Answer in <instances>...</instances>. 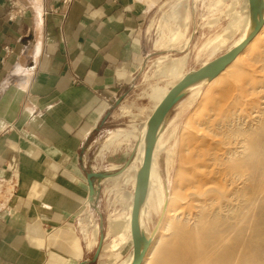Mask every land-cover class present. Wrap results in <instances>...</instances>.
<instances>
[{"label":"crops","instance_id":"obj_1","mask_svg":"<svg viewBox=\"0 0 264 264\" xmlns=\"http://www.w3.org/2000/svg\"><path fill=\"white\" fill-rule=\"evenodd\" d=\"M152 1L0 0V264L128 256L92 219L88 178L103 171L95 142L110 113L157 54Z\"/></svg>","mask_w":264,"mask_h":264},{"label":"bare ground","instance_id":"obj_2","mask_svg":"<svg viewBox=\"0 0 264 264\" xmlns=\"http://www.w3.org/2000/svg\"><path fill=\"white\" fill-rule=\"evenodd\" d=\"M233 2L239 9L232 6L229 23L203 47L210 57L229 43L238 31L242 32L241 37L228 47L226 53L249 36L245 0ZM257 3L261 9L257 25L264 26V0H257ZM186 31L187 26L177 31L175 38L180 39ZM263 40L262 30L225 72ZM187 58V55L175 58L165 66V74L175 80L154 97V109L164 93L184 77ZM260 100L246 101L235 97L222 110H211L202 119H198L196 112L188 115L187 127L196 128L182 147L176 191L181 209L177 210L172 222H168L172 227L166 238L155 242L156 237H153L143 264H264V191L257 183V178L264 174V95ZM149 118L136 132L139 147L134 161L122 172L108 176V181L132 184L136 188ZM169 143L170 140L161 142L159 134L151 170V191L158 187L162 194L165 187L156 156L162 154ZM172 161L169 155L167 168ZM132 202L125 217L109 223L111 233L121 240L120 245L115 246L116 250L121 244L127 248L126 226ZM152 213L151 193L137 220L138 254L143 247L141 243L150 239L146 237L145 220ZM168 224L165 222V226ZM162 233L163 229L157 231V234ZM120 264H127V259Z\"/></svg>","mask_w":264,"mask_h":264},{"label":"rangeland","instance_id":"obj_3","mask_svg":"<svg viewBox=\"0 0 264 264\" xmlns=\"http://www.w3.org/2000/svg\"><path fill=\"white\" fill-rule=\"evenodd\" d=\"M232 6H235L233 0L152 1L151 36L157 54L148 62L136 79L133 88L125 96L119 97L118 105L110 113L107 124L95 142V147L101 150L100 158L103 159L102 175L109 176L122 172L134 161L139 147L136 132L152 115L155 106L154 97L175 80L174 77L165 74V66L168 62L190 53L183 71V75L186 76L223 56L228 47L239 40L241 31L235 33L229 43L213 56L210 57L208 52L203 51L204 45L220 34L229 23ZM235 7L239 9L238 6ZM191 10L197 12L198 17L194 29L190 24ZM185 26H187L186 33L177 40L175 33L183 30ZM262 30L264 31V26ZM192 33L195 41L189 51ZM263 95L264 40L255 45L236 65L217 79L190 89L179 100L160 133L161 142L170 140L168 148L156 156V164L163 177L165 193H160L158 187L151 191L153 213L149 219L145 220L147 238L154 234L155 242L165 239L167 231L172 227L168 222H172L177 210L181 209L176 191L178 180H180L182 147L189 141V136L196 128V126L187 127L188 115L196 112L198 119H202L211 110H222L235 97L260 102ZM169 155L173 161L167 168L166 162ZM257 183L261 191H264L262 187L264 174L257 178ZM97 187V204L92 210V219L97 220L100 214L104 221L110 223L115 218L125 217L133 200L135 187L132 184L108 181L107 178L99 179ZM165 222L168 226H165ZM161 229L163 233L157 234V231ZM115 241L119 242L118 237ZM145 242L144 240L141 246ZM126 258L124 254L121 262Z\"/></svg>","mask_w":264,"mask_h":264},{"label":"water","instance_id":"obj_4","mask_svg":"<svg viewBox=\"0 0 264 264\" xmlns=\"http://www.w3.org/2000/svg\"><path fill=\"white\" fill-rule=\"evenodd\" d=\"M247 23H248V38L241 44L236 46L231 51L225 53L218 59L211 61L207 65L201 67L197 71L187 74L182 79L173 84L162 96L158 105L155 107L152 115L148 120L147 136L143 148V156L141 162V171L136 183V188L133 196V202L126 226V243H127V264H143L146 254L151 246L153 236L148 239L138 254V246L136 239V225L139 214L151 194V170L155 157L157 139L161 133L164 123L168 118L172 109L177 105L179 100L190 89L198 87L202 84L214 81L225 70L235 62V60L244 53L246 48L260 34L263 26L257 25V20L260 16L261 9L257 0H245ZM182 94V96H181ZM181 96V97H179ZM110 176V175H109ZM107 178L108 175L93 173L89 175V204L95 205L97 202V190L94 179L99 180ZM101 217V216H100ZM103 221V217H101ZM103 246V239L98 247L96 259L98 258Z\"/></svg>","mask_w":264,"mask_h":264},{"label":"built area","instance_id":"obj_5","mask_svg":"<svg viewBox=\"0 0 264 264\" xmlns=\"http://www.w3.org/2000/svg\"><path fill=\"white\" fill-rule=\"evenodd\" d=\"M7 3L9 5L11 11L18 8V0H7ZM10 18L12 19V16ZM8 185L11 189H13L15 187L16 183L13 180V181H10Z\"/></svg>","mask_w":264,"mask_h":264}]
</instances>
